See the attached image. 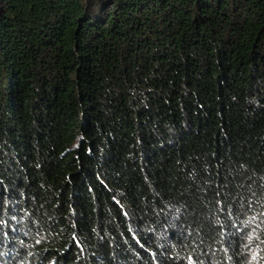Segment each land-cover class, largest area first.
<instances>
[{"label":"trees","instance_id":"16d2710c","mask_svg":"<svg viewBox=\"0 0 264 264\" xmlns=\"http://www.w3.org/2000/svg\"><path fill=\"white\" fill-rule=\"evenodd\" d=\"M0 264H264V0H0Z\"/></svg>","mask_w":264,"mask_h":264}]
</instances>
